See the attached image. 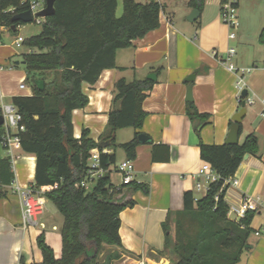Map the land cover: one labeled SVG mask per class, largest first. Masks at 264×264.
<instances>
[{"label": "crops", "instance_id": "1", "mask_svg": "<svg viewBox=\"0 0 264 264\" xmlns=\"http://www.w3.org/2000/svg\"><path fill=\"white\" fill-rule=\"evenodd\" d=\"M155 1L161 6L158 28L134 40L129 48L118 50L116 68L102 71L94 85L83 84L88 103L71 115L74 138L78 139L81 131L87 130L88 137L98 142L111 110L114 83L120 78L127 82L146 80L147 75L156 74V81L152 89L145 92L142 102L146 117L139 132L149 141L138 144L135 159L131 161L135 182L147 185L149 194L125 188L124 200L134 204L119 213L121 248L116 250L121 254L119 260L126 258L133 264L140 260L144 264L168 263L158 254L164 246L162 224L169 213L182 210L184 192L191 191L198 198L195 185L204 184L197 176L203 163L199 157V140L205 145L224 144L231 118L240 109L237 78L220 61L225 51L232 48V40L227 38L228 28L220 19L219 0H205L193 23L186 19L192 10L187 5L189 0ZM38 3L44 8L43 0ZM247 4L256 10L250 20L244 13L243 5ZM240 14H244L248 24L251 19L253 22L250 30L242 28L234 38L238 40L239 52L235 51L233 64L253 70L243 78L252 104L246 105L238 143L253 133L257 137L258 151L255 156L243 159L236 170L234 177L238 179V186L227 188V204H236L246 196L264 201V45L258 43L264 27V0H238L236 15ZM24 28L21 24L16 32H11L0 26V105H11L15 96L31 95L25 84L22 56L35 49L26 47L25 53L20 51L23 43L19 47L14 45L21 37L18 30ZM191 75L193 81L186 82ZM188 85L197 111L209 116V123L201 128L199 139L185 114ZM134 133L131 128L117 131L116 143L130 141ZM119 135L124 137L123 142H117ZM119 152L115 151L116 162L126 160L123 151L119 149ZM6 158L11 167L10 171H2L0 177V188L4 192L0 198V264H40L42 256L36 239L41 234L55 259H59L62 224L57 219L56 208L34 189L35 157L23 152L18 142H12L6 148L0 145V160ZM27 188L34 189L44 203L35 214L34 223L23 225L21 193ZM249 228L252 233L247 249L237 264H264L263 215H253Z\"/></svg>", "mask_w": 264, "mask_h": 264}, {"label": "trees", "instance_id": "2", "mask_svg": "<svg viewBox=\"0 0 264 264\" xmlns=\"http://www.w3.org/2000/svg\"><path fill=\"white\" fill-rule=\"evenodd\" d=\"M204 2L189 0L187 5L200 12ZM121 3L122 14L116 17V0H54V13L44 19L40 33L23 41L35 52L22 56L31 95L11 99L23 127L18 141L23 152L35 157L34 189L62 216L61 256L55 259L41 234L36 239L40 264H112L119 260V213L134 204L124 200L123 190L149 194L147 185L136 182L112 192L108 175L98 179L90 191L74 187L86 172L90 151L101 142L107 143L105 149H98L102 168L116 162L118 149L126 160H134L137 136L146 117L142 102L154 82L120 78L114 83L111 110L98 142L88 137L87 130L78 139L73 136L72 112L88 103L82 85H94L102 71L115 69L118 50L129 48L159 26L161 6L155 0ZM29 8L30 0H0V26L16 32L21 23H12V17ZM258 43L264 45V27ZM37 81L43 82L42 91L37 89ZM185 114L199 139L209 116L199 113L193 102L186 103ZM127 128L134 130L133 139L117 144L116 132ZM3 133L0 127V142ZM198 148L200 159L219 179L200 198L191 191L183 193L182 210L169 213L162 224L164 246L158 254L168 256L171 264H237L247 249L253 214L248 212L238 221L228 218L223 183L235 174L244 155L257 154V137L250 133L236 145H205L199 140ZM10 167L8 158L0 160V177ZM3 196L0 188V198Z\"/></svg>", "mask_w": 264, "mask_h": 264}, {"label": "built area", "instance_id": "3", "mask_svg": "<svg viewBox=\"0 0 264 264\" xmlns=\"http://www.w3.org/2000/svg\"><path fill=\"white\" fill-rule=\"evenodd\" d=\"M44 3V2H43ZM238 0H219L220 5V19L228 28L227 38L233 40L235 38V32L238 29V20L236 15L235 4ZM43 7H40L38 0H30L29 11L33 17L32 22L42 24L45 18L36 17V13L41 11ZM23 39L18 37L14 41V45L19 47L23 43ZM235 55V50L233 48H228L224 55L220 58L222 65L231 72L237 78L236 88L240 93L244 88L243 78L245 75L249 74L253 68H237L233 63L232 59ZM22 88V85H20ZM245 105H251L252 101L246 96ZM0 115L3 117V136L1 138L0 145L2 147L9 146L12 142H18V132L23 130L20 121L21 116L17 112L16 108L11 105H0ZM87 169L83 177L74 184L75 188L83 189L84 191H90L95 182L108 175L111 183V191L119 192L123 187L130 185L135 182L134 180V168L130 160H123L121 162H114L110 164L106 169L102 168L99 163V152L98 149H92L90 151V157L88 159ZM116 180H113V177ZM197 176L204 180V184L197 183L195 185V190L197 192H206L208 190L209 184L217 181L219 176L212 170L208 163H202ZM223 185L227 188L237 187L238 179L234 177H229L224 180ZM40 192V191H39ZM23 210H22V223L23 225H29L34 223L35 214L41 209L43 205V199L36 194V191L32 188H27L21 193ZM196 200V199H195ZM228 213L227 216L233 214L237 218H243L248 212L253 215L262 214L264 217V201L258 197H243L236 204H227ZM255 235H259L255 232ZM136 264H144L142 260L138 261Z\"/></svg>", "mask_w": 264, "mask_h": 264}, {"label": "water", "instance_id": "4", "mask_svg": "<svg viewBox=\"0 0 264 264\" xmlns=\"http://www.w3.org/2000/svg\"><path fill=\"white\" fill-rule=\"evenodd\" d=\"M43 2H44V8L41 11H39L38 13H36V17L47 18V17L52 16L54 13V8H53L54 0H43ZM198 16H199V11L196 9H192L191 12L189 13V15L186 17V19L188 22L193 23L194 21H196ZM32 20H33V17L31 15L30 11H25V12L14 15L11 19V22L12 23L29 24L32 22ZM11 30L14 31L15 27L11 26ZM193 78H194L193 75L187 77L186 82H188V83L192 82ZM146 80L151 81V82H155L156 81V74L151 73V74L147 75ZM36 86H37V89L39 91L43 90V82L42 81H37ZM246 96H247V91H246V89H243L240 93V98L242 99V101L240 103V109L231 118V124L229 127V132L227 134V137H226L224 144H227V145L238 144L239 125H240V123H241V121H242V119L246 113V105H245V100H244L246 98ZM185 100L187 102H191V100H192L191 99V86L190 85H188V87H187ZM2 125H3V117H2V115H0V127ZM137 141H138V143H146L149 141V138L144 134H139L137 136ZM106 146H107V143L101 142L98 145V149H105ZM247 157H248V155L246 154V155H244L243 159H247ZM228 218L231 220H236V221L239 220V218L235 217V215H233V214L229 215Z\"/></svg>", "mask_w": 264, "mask_h": 264}, {"label": "rangeland", "instance_id": "5", "mask_svg": "<svg viewBox=\"0 0 264 264\" xmlns=\"http://www.w3.org/2000/svg\"><path fill=\"white\" fill-rule=\"evenodd\" d=\"M241 2V0H240ZM117 9H116V17H120L121 14H122V3H121V0H117ZM244 7V13H247L246 15L248 16L249 20H250V16L253 15L252 18L255 17V14H256V10H254V8L250 5V4H247V5H243ZM242 7V8H243ZM260 12V10H259ZM257 12V13H259ZM241 13V12H240ZM237 20H238V31L235 32V37L236 35L239 33V31L242 29V28H247V29H251V24L253 22V19H251V21L247 22V18H245L244 14L240 16H237ZM223 23V22H222ZM224 24V23H223ZM225 25V24H224ZM25 28L24 29H19L18 30V35L21 36L22 38H28L29 36H34V35H37L40 33L41 31V24H38V23H34V22H31L29 24H24ZM226 26V25H225ZM248 30V31H249ZM250 32V31H249ZM251 34V32H250ZM231 47L237 52H239V43H238V40L237 39H234L232 40L231 42ZM20 51H23V52H27V48L23 45L22 48L20 49ZM234 62V59H232V63ZM243 89H246V87H244ZM128 133L131 132L130 129L127 130ZM124 137L122 136H118L117 137V142L120 143V142H123ZM118 153L119 152V149L117 150ZM120 155V154H119ZM119 162V161H118ZM113 180H116V177L114 176L113 177ZM203 192H197L196 193V196L198 198L202 197L203 196ZM56 213H57V219L58 221H60V223L62 224V216L58 213V211L56 210ZM170 228H171V234H173V223L170 222L169 224ZM163 258L167 259L168 260V263L167 264H171V261H170V258L168 256H163ZM112 264H133L131 261L127 260L126 258L124 259H121V260H117V261H114Z\"/></svg>", "mask_w": 264, "mask_h": 264}, {"label": "bare ground", "instance_id": "6", "mask_svg": "<svg viewBox=\"0 0 264 264\" xmlns=\"http://www.w3.org/2000/svg\"><path fill=\"white\" fill-rule=\"evenodd\" d=\"M164 263V262H163Z\"/></svg>", "mask_w": 264, "mask_h": 264}]
</instances>
